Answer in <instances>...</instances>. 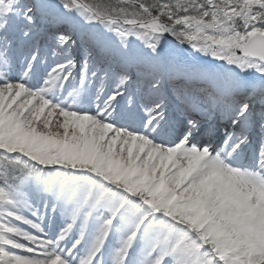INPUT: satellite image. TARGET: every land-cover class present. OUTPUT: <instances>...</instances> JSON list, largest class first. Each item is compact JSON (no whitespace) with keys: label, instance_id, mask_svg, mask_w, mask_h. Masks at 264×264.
I'll return each instance as SVG.
<instances>
[{"label":"snow or ice","instance_id":"snow-or-ice-1","mask_svg":"<svg viewBox=\"0 0 264 264\" xmlns=\"http://www.w3.org/2000/svg\"><path fill=\"white\" fill-rule=\"evenodd\" d=\"M0 264H264V0H0Z\"/></svg>","mask_w":264,"mask_h":264}]
</instances>
